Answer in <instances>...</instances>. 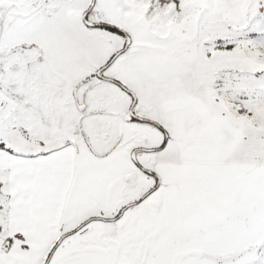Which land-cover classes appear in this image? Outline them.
Segmentation results:
<instances>
[{"label":"snow or ice","instance_id":"snow-or-ice-1","mask_svg":"<svg viewBox=\"0 0 264 264\" xmlns=\"http://www.w3.org/2000/svg\"><path fill=\"white\" fill-rule=\"evenodd\" d=\"M0 264H264V0H0Z\"/></svg>","mask_w":264,"mask_h":264}]
</instances>
